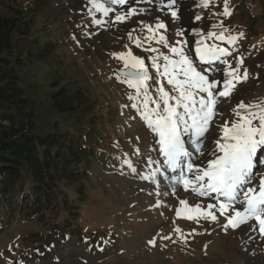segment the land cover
Returning a JSON list of instances; mask_svg holds the SVG:
<instances>
[{"label":"rangeland","instance_id":"rangeland-1","mask_svg":"<svg viewBox=\"0 0 264 264\" xmlns=\"http://www.w3.org/2000/svg\"><path fill=\"white\" fill-rule=\"evenodd\" d=\"M106 1L0 0V18L26 22L18 48L53 34L52 56L18 67L36 131L104 123L85 142L103 161L59 183L58 205L40 217L0 227V264H264V197L253 199L264 182L263 5L169 0L180 16L164 19L160 38L153 6L167 0ZM95 7L112 9L106 24L95 26ZM197 32L212 62L196 59ZM128 69L145 71L143 81L116 74ZM61 89L74 97L72 116L53 106ZM219 176L240 185L237 195L212 192Z\"/></svg>","mask_w":264,"mask_h":264},{"label":"trees","instance_id":"trees-1","mask_svg":"<svg viewBox=\"0 0 264 264\" xmlns=\"http://www.w3.org/2000/svg\"><path fill=\"white\" fill-rule=\"evenodd\" d=\"M258 2L263 5L259 18L264 19V1ZM25 23L0 18V227L17 214L24 219L40 217L43 210L58 205L54 191L59 183L76 184L79 173L75 170L88 168L93 158L103 161L85 142L91 134L97 138L93 132L97 133L104 123L96 121L87 130L75 126L57 131L54 124L51 132L36 131L35 102L22 86L18 67L24 62L48 59L55 47L53 34L47 32L44 38H27L26 46L18 48L19 39L15 45L14 38L25 35ZM260 33L263 37L264 25ZM73 101L70 92L61 89L53 97V106L59 115L72 116ZM16 195L20 203L15 202ZM63 210L70 215L68 209ZM64 225L60 230L66 232L68 221Z\"/></svg>","mask_w":264,"mask_h":264},{"label":"bare ground","instance_id":"bare-ground-1","mask_svg":"<svg viewBox=\"0 0 264 264\" xmlns=\"http://www.w3.org/2000/svg\"><path fill=\"white\" fill-rule=\"evenodd\" d=\"M108 1V0H107ZM106 1V2H107ZM116 1V2H115ZM118 0H114V3H112L111 4V6H113V7H117L118 6V3L119 2H117ZM161 2H162V0H160ZM177 1V0H176ZM183 1V0H182ZM181 0H178V2L179 3H177L178 5H180L181 4V2H182ZM116 3V4H115ZM138 3L139 2H135V4L136 5H138ZM114 4V5H113ZM124 4V3H123ZM171 9H172V11L173 10H176L175 8H174V6L173 5H171ZM95 11H97V12H99V15H102V13H101V11H102V9H101V7H95ZM166 11V10H165ZM136 12H140V11H136ZM131 13H132V11L130 10V11H128L127 12V14H130L131 15ZM166 13L169 15L170 14V12L169 11H166ZM120 13L119 12H117L116 11V14H115V20H118L119 19V16H117V15H119ZM148 14V13H147ZM98 15V16H99ZM103 19H102V21L101 22H98L99 24H106V20H105V17H106V14H104L103 16ZM107 18V17H106ZM98 23H96V24H98ZM163 25H165V24H163ZM98 29L99 28H96L95 27V30H93V32L92 33H97V31H98ZM180 137H182V136H180L179 135V137H178V139H180ZM235 156V155H234ZM249 158V157H248ZM244 159V158H243ZM224 160V159H223ZM244 161V160H243ZM245 162V161H244ZM246 166L244 167V172H243V175H245V174H249V170H250V161H249V159L247 160V162H246ZM241 176V178H240V181L239 182H241L242 180H243V177L244 176ZM225 181V179L223 180V182ZM234 182L233 181H231V183H226V184H220V185H218V186H215V185H211V184H209V186L212 188V192L213 193H217L219 190H222V191H224V194L223 195H225L226 197H228V198H231L234 194V192H233V188H231L232 187V184H233ZM214 184V183H213ZM260 203H261V201H259V202H257V205L254 207V210H256L257 208H258V206L260 205Z\"/></svg>","mask_w":264,"mask_h":264},{"label":"flooded vegetation","instance_id":"flooded-vegetation-1","mask_svg":"<svg viewBox=\"0 0 264 264\" xmlns=\"http://www.w3.org/2000/svg\"><path fill=\"white\" fill-rule=\"evenodd\" d=\"M124 6H128L129 5V3L128 2H125L124 4H123ZM136 5V4H135ZM138 5L139 6H148V4H146V2L144 1V2H139L138 3ZM153 9L154 10H160V15H158V16H155L154 17V19L151 21V24H153V25H156L157 23H158V21L159 22H162V24H165L164 22H166V20H164L165 19V17H167L168 16V14L166 13V11H165V9L164 8H162L161 6L160 7H157L156 5L155 6H153ZM99 17H101V19H99L98 21H97V23L98 22H101L102 21V19H103V17H102V15H99ZM107 17V16H106Z\"/></svg>","mask_w":264,"mask_h":264},{"label":"water","instance_id":"water-1","mask_svg":"<svg viewBox=\"0 0 264 264\" xmlns=\"http://www.w3.org/2000/svg\"><path fill=\"white\" fill-rule=\"evenodd\" d=\"M116 72H117L116 74L119 75L120 77L135 81H139L143 79V77L145 76V71L136 72L135 70L132 71L131 69L125 71L119 70Z\"/></svg>","mask_w":264,"mask_h":264}]
</instances>
